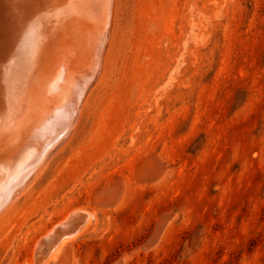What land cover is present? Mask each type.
<instances>
[{
  "label": "rangeland",
  "instance_id": "374dc122",
  "mask_svg": "<svg viewBox=\"0 0 264 264\" xmlns=\"http://www.w3.org/2000/svg\"><path fill=\"white\" fill-rule=\"evenodd\" d=\"M2 1L0 34L27 0ZM110 1L79 118L0 215V264H264V0ZM42 4L47 66L81 87L89 17ZM74 210L95 221L52 259L43 237Z\"/></svg>",
  "mask_w": 264,
  "mask_h": 264
},
{
  "label": "bare ground",
  "instance_id": "6f19581e",
  "mask_svg": "<svg viewBox=\"0 0 264 264\" xmlns=\"http://www.w3.org/2000/svg\"><path fill=\"white\" fill-rule=\"evenodd\" d=\"M2 2L5 5L8 1L4 0ZM41 3L50 4L49 6L53 9L55 8L56 12L59 10L62 14L65 12L63 11L65 10L64 7L69 5L72 11L74 8L75 12L87 14L89 17L88 26L81 24L82 21L77 23L80 25L79 36H77L79 40L80 37L82 38L84 50L90 46L91 57L87 58L85 55L84 61L87 64L92 62L88 59L93 60L92 66L86 65L90 67L89 69L86 67V69H83L85 73L81 87L77 83L79 79H75L77 74L74 77V74L66 73V64L61 65L59 61L60 64L55 66L50 64L51 67L47 66L49 65L47 60L50 59L49 50L47 49H49V43L51 42H49V36L46 33L47 29H45L46 25H44L45 23L42 19L45 18L43 16L45 8L42 7L44 5H41ZM23 5L24 9L20 10V13H15L16 17H12L8 28L3 34H0V215L5 212L7 207L17 197L19 198V194L27 186H30L41 168V165H38L40 160L48 150L56 146L55 144L61 133L66 129H71L76 117L79 118L77 116L79 114V104L83 100L85 92L89 91L90 86L97 80L96 78L103 64L102 55L105 53L110 33L112 8L110 0H40L39 2L27 0L22 3ZM4 10L6 8L3 9V12H7V10ZM16 10L18 9L16 8ZM12 11L14 12V10ZM76 21L73 28H77ZM84 26L86 27L84 28ZM91 26L93 31L90 29ZM74 43L76 42L74 41ZM74 43L72 46H74ZM84 54L83 51L82 55L84 56ZM83 56L81 57L83 58ZM71 63L73 64V62ZM70 82L74 83L71 84ZM62 86H67L66 88L72 92V95L61 104L49 103L48 99L53 97V92ZM79 90L81 92L79 96L77 95L78 98L75 101L74 93L76 94ZM21 131L28 133V139L24 142V145H20L22 140L20 138L13 143L14 137L18 136ZM54 132L57 134L53 138L51 133L55 134ZM37 175L39 176V174ZM74 211L69 215L68 219L66 218V221L63 219L58 227L43 237V239H50L53 235L58 236L55 245L50 248L54 251L52 259L55 256L58 257L57 255L61 252V248L68 241L75 239L78 234L80 235L87 228V225L93 223L94 213ZM67 225H76L75 227L78 228L69 232L67 230L63 231L61 228ZM42 245H44V240L39 244V248ZM40 254L44 256L43 253L40 252ZM29 264H33V262Z\"/></svg>",
  "mask_w": 264,
  "mask_h": 264
},
{
  "label": "water",
  "instance_id": "95a60500",
  "mask_svg": "<svg viewBox=\"0 0 264 264\" xmlns=\"http://www.w3.org/2000/svg\"><path fill=\"white\" fill-rule=\"evenodd\" d=\"M86 215V214H85ZM87 216V215H86ZM74 226V225H73ZM70 225H67L66 227H62L61 229L64 231L66 229H69ZM78 227H74L75 230H77Z\"/></svg>",
  "mask_w": 264,
  "mask_h": 264
}]
</instances>
